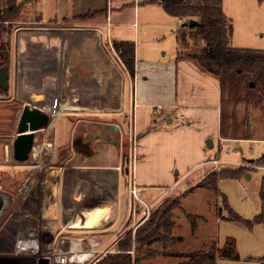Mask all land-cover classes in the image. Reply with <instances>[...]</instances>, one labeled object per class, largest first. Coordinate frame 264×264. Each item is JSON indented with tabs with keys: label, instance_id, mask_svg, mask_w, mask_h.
<instances>
[{
	"label": "crops",
	"instance_id": "obj_1",
	"mask_svg": "<svg viewBox=\"0 0 264 264\" xmlns=\"http://www.w3.org/2000/svg\"><path fill=\"white\" fill-rule=\"evenodd\" d=\"M113 1L114 7L112 0H55L54 19L15 26L9 36V88L0 92V102L13 108L15 126L11 136L0 137V176L8 177L13 193L24 183L30 169L15 162L7 146L11 149L17 136L24 108L37 111L55 101L53 126L34 134L33 157L45 164L42 204L46 214H61L69 222L73 245L102 256L114 253L126 233L134 235L146 222V207L150 214L171 194L188 191L189 181L197 186L216 170L211 161L227 160L231 153L226 156L223 151L234 141L221 135L218 81L192 62L176 60L174 52L163 60L159 39L148 36L151 1ZM115 42H133L134 77L114 51ZM207 140L212 149L206 147ZM62 149L69 157L59 163ZM53 164L58 168L45 173ZM39 175L38 171L36 182ZM220 184L218 191L229 208L251 220L230 207ZM0 186H5L2 178ZM197 190L213 197L210 191L192 190L182 196L181 209ZM218 207L208 212L217 222L208 228L209 234H204L207 227H195L199 234L186 238L178 223L181 232L175 234L182 238L170 250L193 252L211 242L221 248L233 240L240 259L216 264H258L255 260L264 255V225L240 232L233 226L237 223L221 219L228 212Z\"/></svg>",
	"mask_w": 264,
	"mask_h": 264
},
{
	"label": "trees",
	"instance_id": "obj_2",
	"mask_svg": "<svg viewBox=\"0 0 264 264\" xmlns=\"http://www.w3.org/2000/svg\"><path fill=\"white\" fill-rule=\"evenodd\" d=\"M30 1L22 0L17 4V0H0V68L8 67L10 63L9 39L4 41L2 36L5 33L10 36L9 26L16 21L22 6ZM153 3L161 4L165 13L180 22L175 34L176 60L190 61L218 81L222 109L221 135L224 138H229L228 132L224 130V123L229 120L224 111L225 96H228V102L233 100L234 103L238 101L250 103L255 100L264 112V105H261L264 100V51L231 47L233 26L223 12L222 0H155ZM190 21L195 22V25L189 27ZM5 25H8V31ZM113 49L131 77H134L133 42H115ZM1 93L5 94L2 91ZM241 137L243 138L239 140H251L250 135L247 136L246 133ZM257 165L264 166V156L258 159ZM250 170L252 169L244 167H222L208 173L200 182V186L196 187L218 194L220 181H239ZM221 197L223 207L229 214L228 218L221 219L241 224L248 231L255 225H264V177L260 180L258 191L259 212L251 220H244L234 213L225 197ZM174 208V204L168 206L165 202L161 204L149 214V218L147 217L146 222L136 229L134 235L131 232L126 233L117 243L114 253L105 255L96 264H159L160 259L167 258L173 260V264H216L219 260L240 259L233 240L221 248H218L215 242H211L206 250L172 252L170 248L173 243L181 241L180 237L172 236L173 224L170 218ZM161 230L163 233H160ZM255 261L264 264V255Z\"/></svg>",
	"mask_w": 264,
	"mask_h": 264
},
{
	"label": "rangeland",
	"instance_id": "obj_3",
	"mask_svg": "<svg viewBox=\"0 0 264 264\" xmlns=\"http://www.w3.org/2000/svg\"><path fill=\"white\" fill-rule=\"evenodd\" d=\"M21 1L22 0H17V4ZM110 1L111 0H108L109 3ZM147 1H151L149 7L147 8L149 10L148 17L151 20L150 24L152 25L148 31V36L154 37L153 39H159L158 41L163 46L162 54L164 53L163 55L165 58L163 60L168 61L173 52H176V40L174 37L178 31L180 23L177 22L178 20L165 13L161 4L153 3L155 0ZM112 5L114 7L113 0ZM56 7L57 4L55 3V0H31L22 6L16 21L9 27H11L10 29L12 31L15 26H19L24 23L54 19L53 15H55L54 13H57ZM222 8L225 15L231 20L233 26L231 47L236 49L264 51V0H222ZM142 19L145 21V17L142 16ZM7 26L8 25H5L6 31L9 30ZM2 38L5 41L6 39H9V36L5 33ZM141 40L145 39L142 37ZM237 95L241 96V94ZM227 100L228 96H225L223 103L224 111L227 113L229 120L224 123V130L228 132L227 137H229V139H235L229 144L231 145L230 149H223V155L229 150L231 154L227 157V161L234 162L235 164L222 165L221 167L218 166L216 170L212 171H217L222 167H244L252 169L235 183L226 182L225 180H223L224 182H219V184L221 183L219 185L220 188L227 196L229 205L231 204L230 207L241 216H250L252 218L259 212L260 203L258 199V191L260 180L264 177V166L257 165L258 159L264 156V112L255 100L250 101V103L240 101H238L239 103H234L233 100L229 102ZM261 105H264V100ZM12 114L13 108H11L10 105L8 106L7 103L4 104L0 102V137L11 136L13 132H15ZM231 115H233L232 118ZM60 124L61 122L58 121L57 142L61 137ZM243 133H246L247 136L250 135L251 140H239L240 138H243L241 137ZM2 157V145L0 142V159ZM212 171H209V173ZM246 175L249 177L246 178ZM0 178H2L3 185H5L2 187L11 194L13 192V186L11 182H9L8 177L5 178L4 176H0ZM200 182L199 184L197 183V186H200ZM193 184L194 183L189 181V184L186 186L187 189L189 188L188 191L171 194L164 201L166 206L170 204L175 205L170 218V222L173 224L171 227L172 236L174 237H177L176 234L179 232V224H182L181 226H183L181 227L182 232L180 230L181 235L186 238L191 236L190 234H193L194 232H196L195 234H199L198 230L195 231V229H193L195 227H207L204 234L206 232L209 234L208 228L215 227L217 222L215 220V216L212 217V215L210 213L208 214V212L214 211V209L218 206V210L223 207V197H221L222 195L219 192L218 194L220 196L215 192L207 190L210 191L212 194L211 196H213L209 199V193L205 196L202 195L200 190H197L194 195L190 196L182 203L181 209L180 205L182 196L191 190L198 189L196 186L191 187ZM226 214L229 217V214ZM218 215L221 216L220 213ZM233 226L238 228L237 230H240V232L248 231L241 224H234ZM161 232L163 233L162 230L160 233ZM233 233L237 234V231L233 230ZM208 246H204L205 248L203 249L206 250ZM97 256L100 257V259L104 258V256L100 254ZM91 262L92 261L89 263ZM0 264H12V261L10 258L1 257Z\"/></svg>",
	"mask_w": 264,
	"mask_h": 264
},
{
	"label": "built area",
	"instance_id": "obj_4",
	"mask_svg": "<svg viewBox=\"0 0 264 264\" xmlns=\"http://www.w3.org/2000/svg\"><path fill=\"white\" fill-rule=\"evenodd\" d=\"M57 107L54 101L50 106L38 108L36 112L48 118L47 125L38 131H45L53 126V120L58 112ZM132 144L134 146V139ZM7 147L8 155L11 154L12 157V144L11 149ZM34 149L33 143L29 159L22 163V166L27 165L26 167L30 169L29 175L21 186H15L11 204L0 222V258H10L12 264H43V261H46V264H87L92 261L89 264H94L100 257L94 253V250L82 252L73 245L74 239L71 238L73 229L69 222H66L61 214L56 213L55 217L52 213H45L41 200L45 164L42 160L33 157ZM229 154V150L225 152L226 156ZM211 164L217 168L235 163L215 159L211 161ZM35 168L41 173L38 182L35 178L38 171ZM57 168L56 164L48 166L45 168V173L49 170L54 172ZM130 193L135 199L137 198L134 188L130 189ZM148 215L149 211L146 207L145 217Z\"/></svg>",
	"mask_w": 264,
	"mask_h": 264
},
{
	"label": "water",
	"instance_id": "obj_5",
	"mask_svg": "<svg viewBox=\"0 0 264 264\" xmlns=\"http://www.w3.org/2000/svg\"><path fill=\"white\" fill-rule=\"evenodd\" d=\"M163 1V0H159ZM195 25V22L190 21L189 27ZM9 73L7 67L0 68V91L7 92L9 88ZM252 87V85H250ZM48 123V118L39 115L38 112L24 108L19 116L17 124V136L12 143V159L17 163H24L29 159L34 140V133ZM206 147L212 149L211 140H207ZM69 157V152L66 149L60 150L57 155V161L62 163ZM248 178V175L246 176ZM11 204L10 195L0 190V222L4 218L7 209ZM46 264V261L42 262Z\"/></svg>",
	"mask_w": 264,
	"mask_h": 264
},
{
	"label": "flooded vegetation",
	"instance_id": "obj_6",
	"mask_svg": "<svg viewBox=\"0 0 264 264\" xmlns=\"http://www.w3.org/2000/svg\"><path fill=\"white\" fill-rule=\"evenodd\" d=\"M0 190L7 192V193L10 195V197H11V201H12L13 192L10 194V193H9L7 190H5L2 186H0ZM7 211H8V209H7ZM7 211H6V213H7ZM5 215H6V214H5ZM4 217H5V216H4Z\"/></svg>",
	"mask_w": 264,
	"mask_h": 264
},
{
	"label": "bare ground",
	"instance_id": "obj_7",
	"mask_svg": "<svg viewBox=\"0 0 264 264\" xmlns=\"http://www.w3.org/2000/svg\"><path fill=\"white\" fill-rule=\"evenodd\" d=\"M62 110V109H61ZM102 110V109H101ZM97 215V214H96ZM95 216V215H94ZM104 219V218H103ZM96 220H98V219H96ZM90 222V220L89 219H86L85 220V223L84 224H88ZM78 223V221L76 220V222H74L73 224H77ZM87 255V254H86Z\"/></svg>",
	"mask_w": 264,
	"mask_h": 264
}]
</instances>
